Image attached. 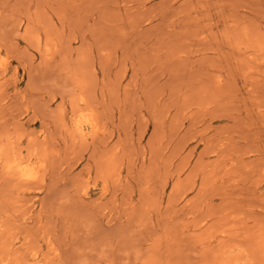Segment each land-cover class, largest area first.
<instances>
[{
  "label": "rangeland",
  "instance_id": "rangeland-1",
  "mask_svg": "<svg viewBox=\"0 0 264 264\" xmlns=\"http://www.w3.org/2000/svg\"><path fill=\"white\" fill-rule=\"evenodd\" d=\"M0 264H264V0H0Z\"/></svg>",
  "mask_w": 264,
  "mask_h": 264
},
{
  "label": "bare ground",
  "instance_id": "bare-ground-1",
  "mask_svg": "<svg viewBox=\"0 0 264 264\" xmlns=\"http://www.w3.org/2000/svg\"><path fill=\"white\" fill-rule=\"evenodd\" d=\"M78 119H80V118H78ZM77 127V126H76ZM79 127V126H78ZM91 128V127H90ZM78 132H79V129H78ZM80 134V133H79ZM9 169V168H8ZM24 171V170H23ZM26 174V173H25ZM24 180V179H23ZM31 182V181H30Z\"/></svg>",
  "mask_w": 264,
  "mask_h": 264
}]
</instances>
